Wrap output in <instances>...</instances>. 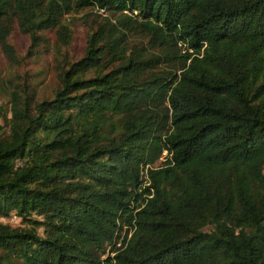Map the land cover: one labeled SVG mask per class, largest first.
<instances>
[{
	"label": "trees",
	"instance_id": "1",
	"mask_svg": "<svg viewBox=\"0 0 264 264\" xmlns=\"http://www.w3.org/2000/svg\"><path fill=\"white\" fill-rule=\"evenodd\" d=\"M82 8L0 103V264H264V0H0L1 50Z\"/></svg>",
	"mask_w": 264,
	"mask_h": 264
},
{
	"label": "rangeland",
	"instance_id": "2",
	"mask_svg": "<svg viewBox=\"0 0 264 264\" xmlns=\"http://www.w3.org/2000/svg\"><path fill=\"white\" fill-rule=\"evenodd\" d=\"M99 13L105 14L103 9ZM97 12V13H98ZM69 20L72 29L71 40L62 46L56 45L54 30H43L42 39L31 53L29 49L30 38L28 33L22 32L15 25L8 36L9 42L14 46L19 62L11 63L0 48V103L8 106V92L14 85L28 86L35 89L37 97L50 96L58 82L57 60L63 57H78L84 52L86 36L89 25L95 18L88 14L87 8L70 11L64 14ZM59 47V49H58ZM36 216L35 213L32 214ZM2 222L19 225L21 217L15 214L0 216ZM40 230V228H38Z\"/></svg>",
	"mask_w": 264,
	"mask_h": 264
}]
</instances>
